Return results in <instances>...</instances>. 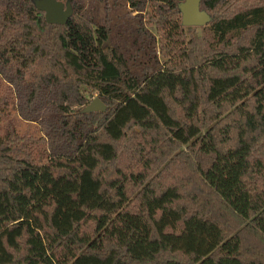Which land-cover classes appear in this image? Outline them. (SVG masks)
Wrapping results in <instances>:
<instances>
[{
    "label": "trees",
    "instance_id": "obj_1",
    "mask_svg": "<svg viewBox=\"0 0 264 264\" xmlns=\"http://www.w3.org/2000/svg\"><path fill=\"white\" fill-rule=\"evenodd\" d=\"M56 1L0 0V264H264V0Z\"/></svg>",
    "mask_w": 264,
    "mask_h": 264
},
{
    "label": "water",
    "instance_id": "obj_2",
    "mask_svg": "<svg viewBox=\"0 0 264 264\" xmlns=\"http://www.w3.org/2000/svg\"><path fill=\"white\" fill-rule=\"evenodd\" d=\"M34 5L39 12L44 13L45 22L49 25L64 26L72 16L70 5H63L56 0H35ZM178 10L183 27H205L210 23L209 15L200 10V0H184L178 5ZM105 109V105L94 98L82 112H104Z\"/></svg>",
    "mask_w": 264,
    "mask_h": 264
},
{
    "label": "rangeland",
    "instance_id": "obj_3",
    "mask_svg": "<svg viewBox=\"0 0 264 264\" xmlns=\"http://www.w3.org/2000/svg\"><path fill=\"white\" fill-rule=\"evenodd\" d=\"M113 1L114 2L111 3V6L113 7V11H114V14L112 15L113 24L121 26L122 22H130L131 17L133 15L126 13V9L122 6V0H113ZM94 2L97 4V6H99V1L94 0ZM102 15H104V11H103ZM125 26H127V25H124L123 28L126 29ZM123 28L120 31L117 30L116 37H118L120 39L128 38L129 33L126 30H123ZM94 98H97V97H94ZM19 125L21 128L24 127V123H19Z\"/></svg>",
    "mask_w": 264,
    "mask_h": 264
}]
</instances>
